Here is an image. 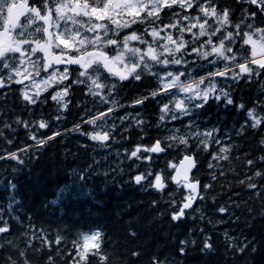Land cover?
<instances>
[{
	"label": "snow or ice",
	"instance_id": "1",
	"mask_svg": "<svg viewBox=\"0 0 264 264\" xmlns=\"http://www.w3.org/2000/svg\"><path fill=\"white\" fill-rule=\"evenodd\" d=\"M150 104L154 123L141 116ZM214 104L241 114L232 135L219 126L222 114L211 127L197 123ZM70 114L72 126L62 129ZM18 130L30 143L13 150ZM73 134L85 153L130 144L123 160L131 175L122 183L155 193L145 224L151 219L148 227H156L163 217L168 231L154 245L126 225L115 249L101 228L52 236L16 214L12 197L0 205V264H120L117 254L122 264H143L153 246L148 264H185L193 251L211 258L218 248L203 229L193 239L172 231L204 219L208 200L220 217L208 222L227 216L243 236L223 234L230 264H255L264 256V233L253 231L264 220V0H0V162L23 165L20 154L30 152L38 161L37 153ZM232 136L253 138L251 151L241 146L237 155ZM237 161L240 190L219 204L212 193ZM94 164L93 157L80 180Z\"/></svg>",
	"mask_w": 264,
	"mask_h": 264
},
{
	"label": "trees",
	"instance_id": "2",
	"mask_svg": "<svg viewBox=\"0 0 264 264\" xmlns=\"http://www.w3.org/2000/svg\"><path fill=\"white\" fill-rule=\"evenodd\" d=\"M245 89V92H248ZM256 92L252 91V96L255 97ZM240 99L248 103V97L243 93L238 94ZM251 106V105H249ZM39 112V110H35ZM76 110L73 109V112ZM129 111H132L129 109ZM217 114L221 115V120L224 132L227 135H232L234 126L238 121H242L240 113L229 110L227 108L212 106V110L206 116L200 117L198 115L197 123L204 127H211L212 124H217L215 119ZM26 119L30 118L28 114L21 112ZM141 116L149 123L155 122V109L153 105H149L146 109H141ZM74 121V116L69 115L67 122L60 125L64 127H71ZM180 127V125H176ZM153 135H159L155 129H152ZM163 131V129L161 130ZM227 135L223 136L227 142ZM77 139H83L76 135H65L62 144H56L45 150V154L41 155L37 161L36 157L29 159L30 153H21V157L25 160L23 165H18L14 161L0 162L3 167H0V205L9 203V198L14 197L11 201L12 206L16 209V214L21 216H31L33 219L31 223L37 229L43 228L47 234L56 235L57 232H62L69 239L76 237L80 232H88L103 229L108 237V247L115 249V237H123V229L126 225H131L140 234L141 238H147L153 241L155 239L162 240L165 233L168 231L169 225L167 221L161 217L156 227H148L153 221L148 219V225L145 224L147 219L148 204L155 193H147L138 190L134 185L123 184L122 181H127L131 175L128 169L129 161L123 160V152L126 147H130L127 142L113 144L107 154L104 152L85 153L83 149H79L75 143ZM136 137L133 134V141ZM249 139H240L232 136V141L237 144V155L243 157V150L251 151ZM28 141L23 130H18V135L15 138V145L13 150L18 147H26ZM32 151H35L33 149ZM70 153H75L71 155ZM107 155V159H104ZM93 157L100 161V164H94L92 171L85 173L86 179L80 180L79 175L81 169L88 164ZM161 161V165H162ZM124 168L123 176L119 171L114 169ZM235 172H229L227 178H221L220 182L216 184L213 195L217 196V203L223 204L228 199V194L235 188L236 191L240 189L236 187V177L242 175L240 169V162L237 161L232 165ZM13 168L16 169L13 172ZM109 173L108 176L104 172ZM115 177V182L113 180ZM9 181L15 183L16 188L9 187ZM223 184V187H221ZM238 200L239 197H233ZM19 202V204L16 203ZM51 201H57L52 204ZM47 205V208L44 206ZM165 205L161 202V207ZM258 206V205H257ZM238 211V210H237ZM202 215L204 219L196 216L185 222L181 228H174L172 231L178 238H197L200 236V229L214 237L218 251L211 258L202 257L198 251L190 252V254L183 258L185 264H230L231 256L225 255L226 242L224 232H229L234 236L243 239L240 231L236 225L229 221L227 216L223 217V223H209L208 220L218 221L219 215L214 212L211 200L205 201L202 205ZM5 218H8L7 216ZM259 219V217H258ZM29 221H25V226ZM163 229V231H159ZM247 231V230H245ZM254 232L264 233V220H260L256 224ZM141 241H138L136 247L141 246ZM163 247V245H159ZM157 246L145 249V255L142 257L143 264H148V253L156 251ZM121 252L123 249L120 250ZM115 259L122 264L119 254ZM126 260L127 257L125 256ZM255 264H264V256L255 258Z\"/></svg>",
	"mask_w": 264,
	"mask_h": 264
}]
</instances>
